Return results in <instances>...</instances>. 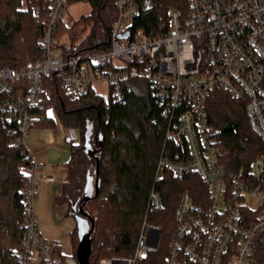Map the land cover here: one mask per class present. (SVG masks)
<instances>
[{"label": "built area", "instance_id": "obj_1", "mask_svg": "<svg viewBox=\"0 0 264 264\" xmlns=\"http://www.w3.org/2000/svg\"><path fill=\"white\" fill-rule=\"evenodd\" d=\"M186 1L187 8L168 10L161 33L149 35L133 22L153 0H115L109 46L65 53L55 31L66 8L64 0H55L40 38L41 57L20 67L0 65V123L22 142L39 118L33 110L46 78L57 77L71 98L93 90L113 102L123 101L130 79L146 80L166 122L164 144L176 145L159 155L147 210L162 207L155 184L167 172L188 184L179 193L165 264H264V154L230 175L205 108L210 93L224 89L243 100L251 130L264 141V0ZM24 173L15 263L78 264L74 253H60L39 229L37 186L52 176L36 161ZM192 174L196 183L187 179ZM161 239V226L144 219L131 255L95 264H136L156 252Z\"/></svg>", "mask_w": 264, "mask_h": 264}, {"label": "trees", "instance_id": "obj_2", "mask_svg": "<svg viewBox=\"0 0 264 264\" xmlns=\"http://www.w3.org/2000/svg\"><path fill=\"white\" fill-rule=\"evenodd\" d=\"M0 0V65L20 67L28 60L42 55L40 38L49 9L55 0ZM76 0H64V7ZM89 13L80 17L89 26L81 43L68 49L60 43L61 16L55 37L65 53L81 50H102L109 46V29L115 18V0H86ZM187 8L186 0H153V6L137 17L134 27L143 28L149 35L161 33L167 26V12L171 8ZM38 8L39 12L34 13ZM69 29L72 40L81 30L75 23ZM44 89L33 110L39 118L34 125L51 127L54 120L45 111L53 107L60 123L78 130L80 141L70 144L67 162L68 174L56 203L76 206L80 203L83 188L89 176L97 180L96 194L83 205L93 220L92 249L89 261L95 264L106 256H129L136 247L143 220L159 224L162 239L158 250L148 259L136 264H165L168 241L175 228V211L179 193L188 185L167 172L156 182L162 196V207L147 210L148 194L154 172L164 144L165 119L154 101L144 79H130V89L123 101L113 102L89 90L71 98L59 85L57 77L44 79ZM208 121L215 126V139L221 149V160L230 175L244 172L249 162L264 154V141L251 130L244 111V102L232 98L218 88L210 93L205 103ZM17 134L0 123V264H16L14 247L22 238L21 221L24 212L21 189L26 184L22 167L31 162ZM96 148L94 155L85 146ZM184 178V177H183ZM186 179V176H185ZM191 183L197 176L187 175ZM75 247L78 242L76 224L71 231ZM57 247V245H56Z\"/></svg>", "mask_w": 264, "mask_h": 264}, {"label": "crops", "instance_id": "obj_3", "mask_svg": "<svg viewBox=\"0 0 264 264\" xmlns=\"http://www.w3.org/2000/svg\"><path fill=\"white\" fill-rule=\"evenodd\" d=\"M45 113L54 120V125H33L23 137L22 143L31 161L39 162L44 172L52 176L51 181L37 186L34 209L38 216L39 229L46 239L57 245L60 253L70 254L74 252L70 234L75 220L71 214H66V204H58L55 199L67 178L70 140L76 132L60 123L53 107L47 108ZM67 138L70 140L67 141Z\"/></svg>", "mask_w": 264, "mask_h": 264}, {"label": "water", "instance_id": "obj_4", "mask_svg": "<svg viewBox=\"0 0 264 264\" xmlns=\"http://www.w3.org/2000/svg\"><path fill=\"white\" fill-rule=\"evenodd\" d=\"M69 140L70 138H67V141ZM85 149L90 155H94L96 152V148L90 145H86ZM98 188L99 184L97 180L93 181L92 177L89 176L84 185L80 203L77 206L75 204L71 205V215L77 227L78 242L75 247V256L78 264H91L89 261V254L92 249L91 232L93 230V220L83 210V205L97 193Z\"/></svg>", "mask_w": 264, "mask_h": 264}, {"label": "rangeland", "instance_id": "obj_5", "mask_svg": "<svg viewBox=\"0 0 264 264\" xmlns=\"http://www.w3.org/2000/svg\"><path fill=\"white\" fill-rule=\"evenodd\" d=\"M21 5L25 4L24 0L20 1ZM91 10V6L90 3L86 0H76V1H72L71 3H69L65 9L64 12H62L61 14V18L64 21V25H60L59 27V32H60V43H63V45L65 47H68V49H73L76 48L82 41L83 38L86 37L88 30H89V26H84L81 21H80V17L84 14L89 13ZM72 23H75V29L81 30L78 33V38H76L75 40H72L71 37H69V29L66 31L65 27L71 25ZM78 48V47H77ZM70 129V128H68ZM75 130V129H74ZM76 132V136L74 138H72L70 140V144H75L78 143L80 141V137H79V132L78 130H75ZM23 173H24V167L21 168ZM25 174V173H24ZM253 200V199H251ZM67 206V213H70V205ZM17 247V246H16ZM14 247V249L16 248Z\"/></svg>", "mask_w": 264, "mask_h": 264}]
</instances>
